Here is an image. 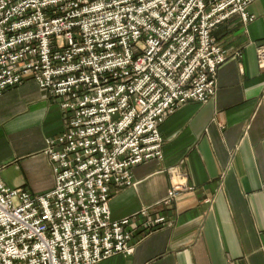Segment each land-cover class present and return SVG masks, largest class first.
Segmentation results:
<instances>
[{
    "label": "built area",
    "instance_id": "obj_1",
    "mask_svg": "<svg viewBox=\"0 0 264 264\" xmlns=\"http://www.w3.org/2000/svg\"><path fill=\"white\" fill-rule=\"evenodd\" d=\"M254 1L0 0V96L33 81L63 120L45 141L52 190L0 181V264H99L172 226L163 212L192 190L178 166L154 218L113 221L109 201L133 168L162 160L166 117L214 96L228 56L213 32L232 16L251 23ZM256 52L264 68V44Z\"/></svg>",
    "mask_w": 264,
    "mask_h": 264
},
{
    "label": "crops",
    "instance_id": "obj_2",
    "mask_svg": "<svg viewBox=\"0 0 264 264\" xmlns=\"http://www.w3.org/2000/svg\"><path fill=\"white\" fill-rule=\"evenodd\" d=\"M254 20L232 16L213 38L228 60L218 68L214 96L188 103L160 125L161 161L131 171V187L116 191L111 220L150 209L169 189L167 169L188 174L191 191L163 212L172 226L139 241L130 256L99 264H264V68L257 48L264 44V0L248 7ZM239 53L236 57L235 54ZM63 131L58 102L33 81L0 96V181L11 190L43 195L54 187L45 141Z\"/></svg>",
    "mask_w": 264,
    "mask_h": 264
}]
</instances>
